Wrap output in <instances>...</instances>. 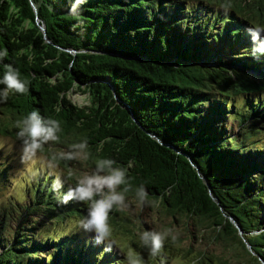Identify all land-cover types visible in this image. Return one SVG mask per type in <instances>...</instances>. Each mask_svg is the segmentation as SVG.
<instances>
[{"label":"trees","instance_id":"trees-1","mask_svg":"<svg viewBox=\"0 0 264 264\" xmlns=\"http://www.w3.org/2000/svg\"><path fill=\"white\" fill-rule=\"evenodd\" d=\"M73 4L0 0V77L10 65L30 82L28 94H10L0 109L15 119L33 110L57 119V145L86 139L91 166L116 160L128 169V196L146 188L150 203L141 206L210 227L241 264H264V70L253 75L264 56L252 55L246 31L264 27V0H87L78 15ZM74 89L89 102L73 103ZM14 130L0 124V134ZM7 164L0 186L10 179ZM51 183L42 171L25 197L1 208L0 264H127L117 243L105 251L92 235L55 227L83 218L87 206L59 204L66 187L58 194ZM117 213L110 221L132 231ZM164 246L162 264L174 251L190 254V264H231L196 253L180 235Z\"/></svg>","mask_w":264,"mask_h":264},{"label":"clouds","instance_id":"clouds-1","mask_svg":"<svg viewBox=\"0 0 264 264\" xmlns=\"http://www.w3.org/2000/svg\"><path fill=\"white\" fill-rule=\"evenodd\" d=\"M87 0H74L72 14L78 15L80 5ZM229 4H222L221 10L228 14ZM246 31L252 42V55L255 58L264 56V27L253 25ZM7 56V50L0 52V60ZM0 77V102H6L10 94H28L30 82L21 79L20 72L9 66ZM16 139L21 144V160L24 163H39L40 168L30 170L32 179H39L41 171H46L52 177L51 188L61 193L58 203L67 205L70 202L87 206V215L74 220L77 231L89 233L96 244L104 245L105 251H111L116 246L114 228L110 223L113 212H123L128 207L126 194L132 190L128 169L118 165L110 157L94 160L91 171L77 174L70 162L87 161L90 158L87 140L73 143L65 150H52V145L61 142L63 131L60 121L45 117L39 111L28 112L15 124ZM46 148L48 151H46ZM147 190L141 185L136 189V197L144 205L147 200ZM140 247L147 249L150 257H157L164 248L165 242L171 240L175 244L178 234L172 229L164 231L145 229L138 234ZM127 264H145L140 254L126 255Z\"/></svg>","mask_w":264,"mask_h":264},{"label":"rangeland","instance_id":"rangeland-1","mask_svg":"<svg viewBox=\"0 0 264 264\" xmlns=\"http://www.w3.org/2000/svg\"><path fill=\"white\" fill-rule=\"evenodd\" d=\"M264 66L260 67L258 70L253 69L254 76L262 75ZM264 91V89H263ZM70 98L73 103L78 105H84L89 102V95L87 92H83L80 89H74L70 92ZM18 120L15 119L4 110L0 109V124L4 127L15 128V124ZM15 136L0 134V165L3 163H8L7 167L9 169L8 177L9 181L1 184L0 186V210L4 207L11 199L16 197H25L27 181L33 180L31 177L30 170L39 169V163L33 165L32 163H24L21 160V144L16 139ZM259 140L264 141V130L259 134ZM52 150L60 151L65 150L68 147L52 145ZM71 167L77 174H82L87 171H91L93 166L89 164V160L77 162L73 161L67 165ZM42 173V171H41ZM127 203L128 207L123 212H118L117 217L127 216L129 218L128 226L132 228V231L126 229L127 225L123 222L115 223V221H110L114 228V236L116 239L117 246L124 250L123 254L134 255L140 254L145 264H162L159 256L150 257L148 250L140 247L138 233L147 229L145 223H149L153 228L159 231H164L165 229H172L175 233L180 235V240L182 244L189 246L194 245V251L198 253L200 250H204L207 253H214L220 256L222 259H227L231 264H241V258L237 256L230 244L222 239H212V229L205 226V228L199 229L201 224L194 223V220L186 217L180 216L179 219H175L174 216L166 214L159 210L155 204H150L148 207L141 206V203L134 197L128 196ZM1 212V211H0ZM80 218L70 217L64 222H57L55 227L63 231H73V221ZM30 222V220L28 221ZM25 223V222H24ZM54 225V223H52ZM17 225L16 221H13L12 226ZM82 237H89L91 234L79 231ZM79 233V234H80ZM166 247V246H164ZM194 252V253H195ZM193 253V252H192ZM191 253V255H193ZM195 253V254H196ZM190 254H185L180 251H174L168 264H190L189 262ZM126 260V258H125ZM127 261V260H126ZM208 261V260H207ZM203 264V263H196ZM207 264V263H206Z\"/></svg>","mask_w":264,"mask_h":264},{"label":"water","instance_id":"water-1","mask_svg":"<svg viewBox=\"0 0 264 264\" xmlns=\"http://www.w3.org/2000/svg\"><path fill=\"white\" fill-rule=\"evenodd\" d=\"M42 26H43V30H44V33H45V35H46L47 40L50 41V39L48 38V36H47V34H46L45 25H42Z\"/></svg>","mask_w":264,"mask_h":264}]
</instances>
